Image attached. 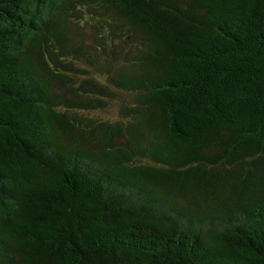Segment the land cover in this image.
Here are the masks:
<instances>
[{
    "label": "trees",
    "instance_id": "obj_1",
    "mask_svg": "<svg viewBox=\"0 0 264 264\" xmlns=\"http://www.w3.org/2000/svg\"><path fill=\"white\" fill-rule=\"evenodd\" d=\"M0 264H264V0H0Z\"/></svg>",
    "mask_w": 264,
    "mask_h": 264
},
{
    "label": "rangeland",
    "instance_id": "obj_2",
    "mask_svg": "<svg viewBox=\"0 0 264 264\" xmlns=\"http://www.w3.org/2000/svg\"><path fill=\"white\" fill-rule=\"evenodd\" d=\"M129 98V97H127ZM127 100V99H125ZM124 100V101H125ZM122 103V102H121ZM120 105L115 104V105H109L107 108L100 109V110H95L93 112H89V115H94L95 117L101 118V119H106V120H111L115 121L117 119L121 118V113H120Z\"/></svg>",
    "mask_w": 264,
    "mask_h": 264
}]
</instances>
